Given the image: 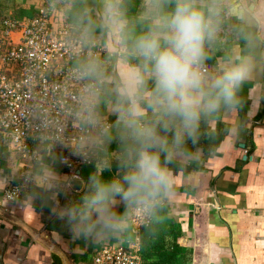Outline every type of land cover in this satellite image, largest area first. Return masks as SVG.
<instances>
[{"label":"clouds","instance_id":"1","mask_svg":"<svg viewBox=\"0 0 264 264\" xmlns=\"http://www.w3.org/2000/svg\"><path fill=\"white\" fill-rule=\"evenodd\" d=\"M53 7L69 63L56 69L63 80L48 96L36 88L41 73L28 75L26 133L4 140L13 160L25 136L34 148L28 169L0 173V186L18 181L30 199L56 201L54 214L85 241L124 237L134 224L151 228L175 202L176 171L196 160L208 121L248 105L243 88L264 72V0H240L235 13L230 0H54ZM226 38L233 43L210 65ZM57 149L94 170L86 180L61 175L56 165L68 160ZM74 182L79 198L61 206L56 197Z\"/></svg>","mask_w":264,"mask_h":264},{"label":"crops","instance_id":"2","mask_svg":"<svg viewBox=\"0 0 264 264\" xmlns=\"http://www.w3.org/2000/svg\"><path fill=\"white\" fill-rule=\"evenodd\" d=\"M236 5L240 0H230ZM50 5V28L64 27L54 0H0V31L5 20L27 23L38 10ZM20 34L14 33L13 37ZM212 49L209 64L223 54ZM241 95L248 102L239 114H218L206 126L195 161L176 171L177 197L162 219L151 228L133 230L121 238L85 241L73 236L67 223L53 212L56 201L48 196L30 199L29 190L19 199L7 200L0 186V264H92L104 248L135 246L142 264H264V72L246 84ZM238 126V134L231 130ZM115 147V145H113ZM63 154V149H57ZM14 149L0 131V173H23L29 162L12 159ZM61 175L66 171L59 162ZM94 165L79 169L86 180ZM116 172L104 173L110 178ZM75 184L56 199L61 206L79 198ZM34 233L44 240L37 242Z\"/></svg>","mask_w":264,"mask_h":264},{"label":"built area","instance_id":"3","mask_svg":"<svg viewBox=\"0 0 264 264\" xmlns=\"http://www.w3.org/2000/svg\"><path fill=\"white\" fill-rule=\"evenodd\" d=\"M49 5V4H48ZM50 5L38 10V16L21 23L18 20H5L0 31V131L6 136L10 131H24L27 121L23 119V105L28 100L26 80L35 70L41 73L36 85L37 91L44 96L50 95L63 80V74L56 69L69 63L63 49L61 35L64 27L59 30L50 28ZM20 34L14 38L13 34ZM34 148L30 139L23 140L19 158L28 160V154ZM16 151V150H14ZM67 164H62L69 177L76 176L79 169L91 165L74 156L67 150L62 154ZM79 176V175H78ZM28 189L18 181L4 190L7 200H17ZM134 228H146L134 224ZM139 251L134 247L104 248L92 258V264H142Z\"/></svg>","mask_w":264,"mask_h":264},{"label":"water","instance_id":"4","mask_svg":"<svg viewBox=\"0 0 264 264\" xmlns=\"http://www.w3.org/2000/svg\"><path fill=\"white\" fill-rule=\"evenodd\" d=\"M79 174V173H78ZM78 182H74V184H73V189H74V186H75V184H77ZM29 234H30V237L31 238H34L37 242H39V243H44V240L41 238V237H39V236H37L36 234H34V233H30L29 232Z\"/></svg>","mask_w":264,"mask_h":264}]
</instances>
